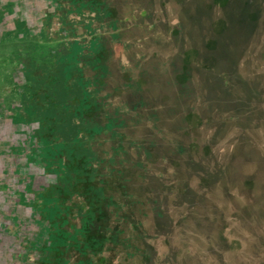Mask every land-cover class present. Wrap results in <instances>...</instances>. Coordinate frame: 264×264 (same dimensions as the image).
I'll return each instance as SVG.
<instances>
[{"label": "rangeland", "instance_id": "obj_1", "mask_svg": "<svg viewBox=\"0 0 264 264\" xmlns=\"http://www.w3.org/2000/svg\"><path fill=\"white\" fill-rule=\"evenodd\" d=\"M84 216L51 263L264 264V0H0V264Z\"/></svg>", "mask_w": 264, "mask_h": 264}, {"label": "trees", "instance_id": "obj_2", "mask_svg": "<svg viewBox=\"0 0 264 264\" xmlns=\"http://www.w3.org/2000/svg\"><path fill=\"white\" fill-rule=\"evenodd\" d=\"M88 95L89 93L85 91L83 96L80 98L79 103L77 104V109L79 110L80 113L81 111H83L82 110L83 108L87 107L86 101H87ZM56 118L59 119L58 116H56ZM50 130H52V127L49 125L47 126L45 133H49ZM60 130H61L60 131L61 135L63 132H66L65 129H60ZM47 139L51 140L50 136H47ZM49 144L51 145V142L48 143V145ZM62 154L63 152L60 151V149L58 148V153L56 156L60 158L61 161L59 162V166L58 167L56 166V169L53 170V173H55L58 177L57 183L55 185L52 184L47 187L48 190L54 194L50 200H46V201L44 200L43 205L41 204V207L43 206L45 207V208L43 207L42 210L44 209L45 217H47L46 219L48 220V222H52L53 225L57 220L56 217H58V212L56 211H59L61 208L59 207V204H58V203H62L61 197L63 195H68V196L71 195V193L69 192V185L71 181L69 180L73 178V174L69 170V168H65V171H63L64 168L62 167L63 165L62 162L64 161V159L62 157L64 155ZM57 187L59 188L63 187V190H61L59 194H57L58 192L56 191L58 190ZM61 213L62 215H64V213L68 214L69 213L68 207L66 208L64 212H61ZM91 221H92V218H88V216L86 218V216H84V218L80 220L79 226L73 225L72 227H69L71 228V233L68 232L66 234L64 233L65 231L63 230L65 229L66 226H68L69 222L64 220L62 222L63 224H61V226L59 227L58 232L50 233L49 242H45V245H42L41 247V250L44 252V254L49 253L48 260L50 262H47V263L48 264H71L69 263L67 259H61V260L56 261L55 263H51L52 256H50V253H52L54 250L56 251L58 247L60 250L61 249L68 250L69 247L76 248V250L80 252L81 254L84 253L85 255L87 254V256L90 255L92 257L96 256L103 249L106 240L102 236L99 238L92 237L91 239L86 240V234H87L86 232L90 224H92ZM78 236L81 237L82 240H78L77 238ZM75 264H78V263H75ZM80 264H82V262Z\"/></svg>", "mask_w": 264, "mask_h": 264}]
</instances>
